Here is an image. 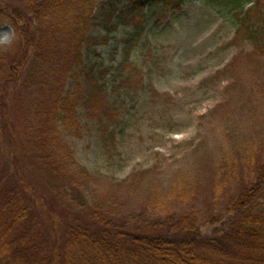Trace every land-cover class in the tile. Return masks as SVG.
I'll list each match as a JSON object with an SVG mask.
<instances>
[{"label": "rangeland", "instance_id": "1", "mask_svg": "<svg viewBox=\"0 0 264 264\" xmlns=\"http://www.w3.org/2000/svg\"><path fill=\"white\" fill-rule=\"evenodd\" d=\"M221 1L151 5L139 20L109 17L125 1L99 4L83 64L62 79L78 106L67 126L38 107L50 91L25 83L28 29L18 35L0 11V189L24 178L59 215L95 208L143 231L193 211L204 236L222 229L264 159V56L235 41Z\"/></svg>", "mask_w": 264, "mask_h": 264}, {"label": "trees", "instance_id": "2", "mask_svg": "<svg viewBox=\"0 0 264 264\" xmlns=\"http://www.w3.org/2000/svg\"><path fill=\"white\" fill-rule=\"evenodd\" d=\"M103 1L13 0L0 6L18 35L33 28L32 34L25 32L23 58L31 60L24 80L42 93L50 91L38 107L62 126L78 119L76 98L64 90L62 79L82 66L86 33ZM115 1L126 4L120 9L112 3L109 17L118 11L121 18L139 20L151 5L177 12L187 0ZM221 2L218 11L236 26L235 41L249 42L253 55L264 56V0ZM14 58L5 59L13 68ZM30 100L35 105L36 96ZM59 163L50 165L64 171L66 164ZM70 171L77 178L85 173ZM48 206L24 178H7L0 189V264H264V159L255 180L228 201L230 217L212 236L202 234L206 217L195 211L143 231L132 228L128 218L121 222L95 208L89 217L78 212L59 215Z\"/></svg>", "mask_w": 264, "mask_h": 264}]
</instances>
